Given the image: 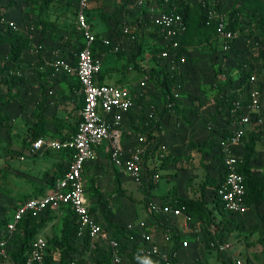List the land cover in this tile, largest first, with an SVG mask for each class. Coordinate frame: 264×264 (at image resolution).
<instances>
[{"label": "rangeland", "instance_id": "rangeland-1", "mask_svg": "<svg viewBox=\"0 0 264 264\" xmlns=\"http://www.w3.org/2000/svg\"><path fill=\"white\" fill-rule=\"evenodd\" d=\"M160 1L105 0L104 4L94 8L93 15L103 21L115 20L116 16L112 14L118 12V15L122 17L117 18L118 24L123 23L125 27H127V24L134 25L138 21L143 23L145 19L148 21L147 17L149 16L151 23L154 25V19L158 16L157 11ZM191 1L198 2L200 0ZM209 1L215 2L218 6L217 11L224 15L239 4V0ZM8 5L5 0H2L0 7L6 9ZM70 10V5H62L63 14L61 15H64L65 20L69 23L64 28H66V32L75 29V32L71 30L72 35L74 33L78 35L75 24L72 23L74 14ZM93 19L92 17L89 18V20ZM10 21L2 23V26L5 29L11 28ZM236 34L240 41L243 40L239 38L238 32ZM137 36L136 32L129 35L133 40H137ZM4 44L5 40H1L0 70L3 65L9 64L7 68L13 65L8 61L10 53ZM159 44L158 39L157 45ZM245 45L247 46H242L225 56L224 51L217 49V41L210 37L201 45L188 49L182 61L175 59L173 55L160 58L162 54H158V66L155 76L152 77L150 82V91L145 90L146 98L142 105L140 104L141 107H148L149 110L148 112H144V109L141 110L143 127L140 129L138 126L133 129L132 134H141L145 137L149 135L150 140H148L150 143L147 150L152 154L149 166L159 173L160 180L156 183L149 181L147 184L137 185L128 173L115 167L109 160L107 161V158L106 161L98 159L95 165L91 167L94 169L93 176L88 175L87 172L84 177L86 189L89 191V194L87 193V198L89 195L88 202L97 197L101 199L98 203L91 202L96 214L102 215L109 224L121 222L132 227L131 230L126 229L136 237L140 233L152 231L155 220L158 226L166 224L177 227L174 224V219L166 218L163 215L153 216L152 214L151 203H161V200H164L163 195H169L176 191L180 195L197 199L202 193L204 197L210 199L213 189L210 180L215 176L217 169L213 162L215 160L213 158L214 148L212 149V146L210 147L206 140L209 139L213 129L215 131V129H219V124H224L222 120L224 117L215 114L214 88H217V82L220 79L237 80L240 74L238 64L242 61L244 55L247 52L259 51L253 41ZM221 63L224 64L222 69L225 71L226 77L216 74ZM13 67H16V63ZM1 76L10 78V75H7V69L0 71ZM18 81L20 80L14 82L19 83ZM181 82L183 83L182 86L178 87L176 83ZM9 91L15 90L10 86ZM170 100L175 101L174 109L166 106V102ZM175 106L178 107L176 111ZM17 107L19 106L17 105ZM12 110L11 114L14 113ZM164 111L166 112L164 113ZM11 118L12 121H9L11 126L0 128V222L7 218L16 200L41 187L43 181H49L54 170V164L47 163L41 165L39 174H25L26 162L21 160L18 157L19 155L12 157V159L7 158V155H9L5 153L7 145H10V147L23 145L25 155H22L33 156L29 155L26 150V147L33 141L32 138H28L29 134L27 135L25 132L28 125L26 122L27 116H24L20 111L19 115L14 114ZM260 120V126L264 132V116ZM150 128L151 132L155 131V133L148 134ZM250 129L251 125H249L247 131ZM132 134L127 139L128 148L136 144ZM13 149L15 148L13 147ZM258 150L262 151L263 154L260 153L259 156L255 157L252 172L254 175L264 178V141L263 144L261 143L258 146ZM60 155V153L49 150L44 152L41 157L37 155L33 163L37 164V161L41 160L52 161L54 156L58 157L60 161L62 159ZM166 156L169 157L167 162L164 161ZM161 204L164 205L163 202ZM53 219L47 221L40 228V230L47 228V237L50 238L59 237L63 231L64 217L55 219L54 226H48ZM221 219L224 221L226 217L220 214L216 215L213 225L207 224L203 220H197L194 225L188 224L193 234L185 235L182 232L179 234V237L189 239L190 245H194V248L202 249L193 258L194 261L191 264H231V261L225 262L217 249L213 247V241H215L213 232L224 224L220 222L219 226L216 225L217 221L219 222ZM231 219L227 225L228 231L223 235V238L232 241L233 246L237 249L238 256L245 261V264H264V199L258 204L250 206L239 217L231 216ZM140 221H144L146 228L150 230L140 228ZM140 240L141 238L132 240L131 244L138 245L135 243H139ZM139 251L138 248L137 252L139 253ZM125 264L133 263L125 261Z\"/></svg>", "mask_w": 264, "mask_h": 264}, {"label": "built area", "instance_id": "built-area-1", "mask_svg": "<svg viewBox=\"0 0 264 264\" xmlns=\"http://www.w3.org/2000/svg\"><path fill=\"white\" fill-rule=\"evenodd\" d=\"M168 1L170 0H162L161 2L163 6H166ZM72 2L74 4L75 27L82 38V43L76 54V65H71L68 59L54 50L50 67L55 74L59 72L76 73L83 94V106L76 131L72 137L63 139L47 141L42 137L36 138L27 148L29 155H35L44 148L56 151L66 149L70 151V160L63 175L56 178L52 186L46 191L15 203L6 224L0 228V259L4 261L9 258L7 239L18 231L19 225L25 218H38L47 209L54 211L69 207L75 216L77 239L80 240L85 235L89 238V249L84 251L83 259L85 262L82 264H93L95 257L92 252L98 247L104 248L109 254L110 264H124L119 241L90 212L86 184L83 178L85 168L96 161L97 149L102 144L106 143L108 146L110 162L128 173L137 185L147 184L149 181L156 183L160 180L159 173L153 167L149 169L145 164L147 146L150 143L147 137L140 135L136 138V144L130 148L123 146V120L125 115L135 106V96L128 87L113 83H100L96 80L102 64L98 58L93 56L94 43L98 41V37L87 18L90 0H72ZM207 16L208 22L213 21L215 23L218 41L221 42L220 48L225 52L229 51L233 40L237 38L236 32L230 28L223 13L208 9ZM1 21L4 22L3 18ZM154 21V25L164 37V42L171 43V46L176 48L178 36H181L184 30L182 15L177 13L174 8L171 10L163 9ZM9 25L16 29L13 22H10ZM137 27V25L124 27L123 32L132 35ZM33 30L34 26L32 25L29 27V31L32 32ZM253 42L258 49H264V38ZM101 44L108 46L111 42L109 39H103ZM41 48L38 46V49ZM161 54L162 57L170 55L167 50H163ZM141 85L143 86L144 83L141 82ZM243 89H245L244 100L247 99V103L241 106V100L231 102L233 105L230 110L231 134L222 144V175L218 179L216 189L219 202L224 209L238 215L247 211L244 176L239 171L243 164V157L238 152L251 124L252 114L258 112L260 115L261 107L264 104V85L255 72L250 74L248 83ZM230 93H225V96L228 97ZM166 106L171 107L172 103H168ZM239 109L243 110L240 115L236 114ZM260 119L262 117L257 119L258 123L261 122ZM20 159H24V156H20ZM151 209L153 216L163 215L171 219L181 218L186 224L194 225L192 217L184 211V207H173L169 203L164 205L151 203ZM173 226L167 225V227L161 228L160 240L155 239L156 229L140 233L136 237L130 234L129 239L132 241L141 238L142 242L140 240L139 243H135L140 249V257L147 254L161 260L163 264H175L178 252L176 246L187 247L188 241L180 238L177 242L178 245H175L174 234L177 235L178 232L176 228H172ZM139 227L146 228V223L140 221ZM126 228L131 230L132 227L126 225ZM146 229L150 230L149 228ZM213 242V247L217 249L225 261L230 260L231 264H245L241 257L233 254V245L229 240L215 238ZM29 245L23 264H44L49 248L47 238L37 234ZM81 253L83 255V252ZM80 258L82 257H76L74 260L77 261ZM74 260L70 264H75Z\"/></svg>", "mask_w": 264, "mask_h": 264}, {"label": "trees", "instance_id": "trees-1", "mask_svg": "<svg viewBox=\"0 0 264 264\" xmlns=\"http://www.w3.org/2000/svg\"><path fill=\"white\" fill-rule=\"evenodd\" d=\"M161 1L160 3H162ZM51 3L52 0H27V5L31 7L29 9L30 13L36 14V18L32 19V24L35 26V29H38V31L40 32V44L41 42H44L47 38H52L58 41L59 43H63L62 45L67 46L69 44V41H65L66 38H64L65 33L67 34L65 28L59 29L53 24V22L43 19V15L49 9ZM238 3V6L234 7L229 13L225 14V17L229 22L230 28L235 32H238L240 36L239 38L243 40L240 41L237 36V38L233 40L234 42L231 44L230 50L227 52L224 51L226 53L225 56H227L229 52L236 51V49L242 46L246 47L247 45L245 44H248V42L264 38V0H239ZM1 5L2 4L0 0V6ZM173 8L177 13H180L182 15L184 30L182 35L178 36V46L176 48H173L171 46V43L164 42L163 35L156 27L157 33L161 35L163 40L156 47L158 54L162 53L163 50H167L170 55L174 56L175 59L181 60L183 57H185L188 49L195 48L201 45V43H204L205 40H209L210 37L213 38V40L215 39L217 41V49L220 51L222 50L219 46L221 42L218 41L219 38L217 37L215 31V23L213 21L208 22L207 16L208 9H214L215 11L218 10V6L215 2L209 0H200L198 2L191 0H170L168 1L167 5L164 6V9L166 10H171ZM115 14L116 13H113L112 15ZM4 15L5 9H2L0 7V41L5 40V43L8 44L10 50L8 61L10 63H13V65L9 68H7L9 64L3 65L1 70L7 69V73L10 74V77L12 79L23 80L24 77L20 69L19 58L21 57L22 53L29 48L31 40L28 37L23 36V34L20 33L18 29H5L4 26H2L3 22L1 21ZM59 30L64 32H59ZM74 46L78 48V43H76ZM110 46L111 44L107 47ZM258 50V52H247L246 55H244L242 61L238 64L240 74L237 80L220 79L217 82V88H214L215 94L213 100L215 102V114L217 116L221 115L222 117H224V119H222L224 121V124H219V129H215V131L213 129V132L209 135V139L206 140V142L210 144L209 146H212V149L214 148L213 158L215 160H213V162L217 169L215 176L212 177V180H210L213 184L210 199L204 197L202 193L197 199H194L185 195H180L176 191H173L169 195H163L162 198L164 200H161V203L163 202V204L169 203L172 204L173 207H184V211L192 217L193 222H196L197 220H203L207 224L213 225L215 223L217 213L222 215L223 217L225 216L226 219H224V221L222 219L219 222L217 221L218 224L216 223V225L218 226L220 222H223L224 224H222V226L215 231V236H223L228 231L227 225L232 220L231 216H240L238 214L228 212L224 209L223 205L219 202L220 199L216 194V189L218 186V179L222 175V144L225 142L226 138L231 134L230 124L232 122V119L230 117V110L231 108H233L231 102L234 100H241V106L247 103V99L244 100L245 98L243 96V93L245 89L243 88L247 85L249 76L253 72L258 75L259 80L263 82L264 85V49ZM93 56H95L94 48ZM160 58L163 57L160 56ZM76 62L77 57L75 56V60L74 62H71V65L75 66ZM14 63H16V67H13ZM223 65L224 64L221 63V65L217 69L216 74L218 73L219 75L225 76V71L222 69ZM62 74L67 75L66 72H62ZM76 82L79 83L78 79ZM182 84V82L176 83L178 87L182 86ZM227 92H231L228 97L225 96V93ZM168 103H172L171 108H173V106L175 105L174 100L167 101L166 104ZM176 108L178 110V107L175 106V111ZM165 112L166 111H164V113ZM242 113L243 110L239 109L236 114L240 115ZM164 115L169 114L166 113ZM260 115L258 114V112L252 114L250 119L251 129L248 130L246 135L244 136L242 140L243 143L241 145V149L238 152L243 157V164L240 166L239 171L244 176L245 203L247 206V210L250 206L258 204L261 200L264 199V178L261 176H256L252 172L253 166L255 164L254 159L260 154L258 146L264 140V132L262 131L263 129L260 126L261 124L258 123L257 120L259 119V117L263 118L264 116V104L261 107ZM9 121H12L11 117H9L8 115L0 114V128L6 127L8 125L11 126V123ZM42 131L43 132L36 131V133H34V139L39 138V136H42L44 133H46L45 130ZM148 134H151V131L148 132ZM147 137L148 140L150 137L149 135ZM58 152H60L62 159H66V162L62 160V162L58 163L57 165H54L52 178L46 182L44 188H46V186L51 187L56 178L62 176L68 167V162L70 160V151L65 149L59 150ZM20 153L21 151H15L12 153V157L20 155ZM168 159L169 157L166 156L164 161L167 162ZM42 192V190H39L34 195L41 194ZM87 193L89 194V191H87ZM30 196H33V193L24 196L21 200ZM100 201L101 199L99 197L93 198L92 201L90 200L88 204L90 212L97 219H99L104 224L105 229L111 232L113 237L119 241L121 245V251L124 257V264L125 261L131 262L133 264H144L145 260H150L154 262V264H163L161 260L157 259L152 255L144 254L142 257L139 256L140 253L137 252V246L131 244V240L129 239L131 233L126 229L125 224L121 222H112L109 224L105 221L102 215L96 214V210L92 207L91 202L98 203ZM14 206L15 203L13 204L12 209L14 208ZM62 209H64L66 213L63 220V231L59 237L47 238L49 248L48 254L45 257L44 264H70V262L73 261L76 257L82 258L77 261L74 260L75 264H82V262H85V259H83L85 256L84 251L89 249V238L87 235H85L82 239H77V226L75 224V216L69 207ZM53 214L54 213L51 209H47L38 218H25L19 225L18 231L15 232L12 237L7 239L9 258L6 261L0 259V264H23L25 256L29 250V244L31 240L38 234L40 228L48 220L54 218ZM7 219L8 217L0 222V228L6 224ZM164 226L167 227V225ZM172 228L176 227L173 226ZM179 238V233L177 235L174 234L175 241L178 242ZM175 245H177V243H175ZM81 252H83V255ZM92 253L95 257V261H93V264H110L109 254L105 251L104 248L98 247L97 250ZM177 262L178 260L175 259V264H177Z\"/></svg>", "mask_w": 264, "mask_h": 264}, {"label": "crops", "instance_id": "crops-1", "mask_svg": "<svg viewBox=\"0 0 264 264\" xmlns=\"http://www.w3.org/2000/svg\"><path fill=\"white\" fill-rule=\"evenodd\" d=\"M5 2H7L9 5L5 9V15L7 19L4 15V22L7 23L8 20H11L10 22L16 24L18 31L22 33L23 36L28 37L31 40V44L19 58L20 69L24 77L23 80L18 81L19 83H15L14 81L18 79L15 80L11 77L10 79L8 76L0 77V114L11 117L14 114H16V116L19 115L21 111L24 116H27L26 122L28 125L25 129V132L27 135L29 134L28 138H32V140H34V133H36V131L43 132L42 130H45L46 133L39 137H42L47 141L72 137L75 133L77 122L80 118L79 111L81 110L80 108H82L83 94L80 90V84L76 82V76H72L76 75L75 73H66L67 75H64L62 72H59L55 74L50 67V63L53 59L54 50H57L61 56H64L70 62H74L77 49L82 43V38L79 36L78 32V35H75V33L72 35L73 33L71 30L75 32V29H70L67 34L65 33L64 37L66 38L65 41H69L67 46L62 45L63 43H59L52 38H47L40 44V32L38 29H35V26L32 24V19L36 18V14L30 13L29 9L31 7L27 5V0H5ZM104 3L105 0H90L88 3L89 7L87 9L88 18L92 17L93 19L94 17L93 20L89 21L93 31L98 37V41L94 43V55L101 61L102 64V68L97 74L96 80L100 83H113L128 87L135 96V106L125 115L122 126L123 146L128 148L127 139L132 134V131H134L133 129H136L138 126L140 129L143 127V123H141V110L144 109V112H148L149 110L148 107L143 108L141 105L146 98L145 90L150 89L151 79L153 76H155V71L158 66V53L156 48L158 39L159 42H161L164 40V38L162 40L161 35L156 31V26L151 23L150 17L148 16V21L145 19L143 23L138 21L135 22L134 25H126L138 26L137 30L135 31L138 34L137 40L131 39L128 34L123 32L125 24H118L117 18H122L118 15V12L115 14V20L109 19L103 21L102 19H98L93 15L94 8ZM65 4L67 6L70 5V11L74 14L72 23L74 22L73 24H75L74 4L72 0H52L49 9L43 15V19L53 22V24L59 29L68 26L69 23L67 20H65V16L61 15L63 14L62 5ZM163 9L164 6L162 3H160L157 11L158 14ZM32 25L34 26V30L30 32L29 27ZM59 32L64 31L59 30ZM103 39H109L111 46L107 47L106 45L101 44ZM76 43H78V48L74 46ZM4 46H6L7 51L9 52L10 50L8 44L5 43ZM38 46H41L42 48L38 49ZM6 82L9 83L7 84ZM141 82L144 83L143 86L141 85ZM10 86L15 91L10 92ZM17 91L19 92L17 93ZM17 105L19 107H17ZM11 110L14 112L13 114H11ZM150 131L151 128L148 129V132ZM151 133L153 134L155 131H152ZM132 135H134V140H136V138L141 134ZM21 146L19 147L14 145L13 147L15 149H13V147L7 145L5 147V153L9 154L7 155V158L12 159V153L15 151H21L18 157H20L22 154L25 155V147H23V145ZM28 146L26 148H28ZM49 150L52 149L44 148L33 156H24V159L22 160L26 162L25 174H39L41 171L39 169H41L42 164L46 165L47 163H51L52 165H55L56 163L58 164L59 162H62V160L66 162V159H60L59 161V158L54 156L52 161L41 160L37 161V164L33 163V160L35 157L37 158V155H40L41 157L44 152ZM53 151L60 153L56 150ZM260 153L263 154L262 151ZM106 158L107 161H110L108 146L106 143H104L100 148L97 149L96 161L87 165L85 168L83 178L87 172L88 175L93 176L94 169L91 167L95 165L98 159H103L106 161ZM151 158L152 154L147 152L145 164L147 167H149V169H151L149 166V161ZM45 184L46 182L43 181L40 185L41 187L35 189L32 192L33 195L39 190H42L43 192L46 191L49 186L44 188ZM23 197H20V199L16 200V202L20 201ZM10 213L7 217H9ZM53 213L54 219L48 226H54L55 219H62L66 215L64 209L54 210ZM174 220V224L177 226L176 230L179 234L181 232L185 235L190 233L193 234V232H191L190 228L188 227L190 224H186L181 218ZM153 223L154 225L152 227V231L156 229L155 239L160 240L161 228L164 226L163 224L158 226V224H156V220ZM47 231V228H43L38 232V234L43 235L46 238H50L47 237ZM215 231L213 232L214 239L217 238L220 240H229L228 238H223L224 236L221 235L215 236ZM181 239L187 240L188 246H177V264H191L194 261L193 258L196 256V254H199L200 250L202 249L194 248V245L191 246L190 240L185 237ZM229 242L232 243L231 240H229ZM175 243H177V241H175ZM196 246L198 247V245ZM236 250L237 249H235L233 246V254L238 255ZM222 259L224 260V258ZM228 262H230V260ZM204 263H206V261H204Z\"/></svg>", "mask_w": 264, "mask_h": 264}, {"label": "clouds", "instance_id": "clouds-1", "mask_svg": "<svg viewBox=\"0 0 264 264\" xmlns=\"http://www.w3.org/2000/svg\"><path fill=\"white\" fill-rule=\"evenodd\" d=\"M144 264H154V262L150 261V260H145Z\"/></svg>", "mask_w": 264, "mask_h": 264}]
</instances>
